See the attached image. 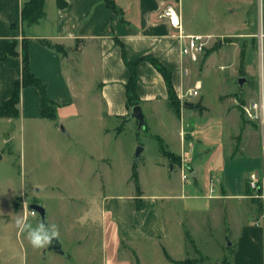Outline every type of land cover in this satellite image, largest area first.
Masks as SVG:
<instances>
[{"label": "crops", "instance_id": "crops-1", "mask_svg": "<svg viewBox=\"0 0 264 264\" xmlns=\"http://www.w3.org/2000/svg\"><path fill=\"white\" fill-rule=\"evenodd\" d=\"M24 1L0 0V53L12 40L18 41L19 52L0 62V107L22 79L23 40L27 38L30 69L46 84L48 96L58 107L75 102L80 95L72 75L81 64L93 73V86L98 88L106 117L117 123L130 117L127 84L131 78L129 63H135L142 108L155 113L167 106L181 119L179 145L171 147L167 134L162 133L160 139L168 147L163 156L168 164L172 168L178 165L181 171L186 164L191 180L184 183L181 179L180 194L162 191L159 186L147 190L131 164L133 173H138L140 192L99 190L93 198L91 191L89 206L66 229L68 238L81 246L83 264H93V224L102 230L103 264H141L143 245L164 251L171 264H182L167 254L177 261L188 258H175L165 245L171 240L172 219L175 225L184 221L181 212L189 216L191 228L215 222L222 238L234 244L231 264H264V223L248 184L252 172L263 173L253 166L264 152L261 127L252 120L243 123L241 112L228 102L220 100L216 108L200 103L201 112L184 96L190 89H198L200 94L204 87L195 73L197 60L183 52L185 35L211 32H198L184 23L181 0H114L118 13L105 0H65L63 7L57 0H45V18L30 26L22 21ZM169 8L175 12L173 18L166 14ZM177 20L181 27L175 25ZM255 31L258 28L250 32ZM41 38L63 44L68 56L42 44ZM150 57L170 72L179 107L170 100L166 78ZM213 60L210 57L206 64ZM40 100L37 87H23L20 116L0 119L43 118ZM162 162L158 161V166Z\"/></svg>", "mask_w": 264, "mask_h": 264}, {"label": "rangeland", "instance_id": "rangeland-1", "mask_svg": "<svg viewBox=\"0 0 264 264\" xmlns=\"http://www.w3.org/2000/svg\"><path fill=\"white\" fill-rule=\"evenodd\" d=\"M181 11L189 28L211 32L205 52L196 61L195 73L204 87L187 99L212 107L220 105V100L228 102L241 112L243 123H251L243 105L264 90V58L258 52L257 31H250L264 21V0H181ZM210 57L214 60L206 64ZM76 67L72 78L80 95L75 102L58 107L56 119H0V264H83L81 246L68 238L67 226L89 206L91 191L93 198L99 190L138 192L131 164L147 190L159 186L162 191L181 192V169L178 165L172 168L163 157L168 147L160 139L162 133L167 134L171 147L179 145L178 115L167 106L155 113L145 107L144 127L131 117L117 123L103 113L92 71L81 64ZM243 76L247 82L241 91ZM138 147H143L140 156ZM158 161H163L161 167ZM253 166L264 175V152ZM253 198L261 218L260 201ZM35 202L45 206L47 222L58 226L64 255L34 248L26 232L16 227L17 215L34 226L42 221L37 211L30 213ZM180 218H184L182 223ZM180 218V225L173 219L170 222L171 240L165 244L175 258H188V264H231L234 244L222 238L214 221L199 223L196 229L190 227L185 212ZM140 250L141 264H171L161 249L156 252L143 245ZM93 264H103L102 230L95 224Z\"/></svg>", "mask_w": 264, "mask_h": 264}, {"label": "trees", "instance_id": "trees-1", "mask_svg": "<svg viewBox=\"0 0 264 264\" xmlns=\"http://www.w3.org/2000/svg\"><path fill=\"white\" fill-rule=\"evenodd\" d=\"M107 5L116 13L120 11L119 7L116 5L114 0H105ZM57 3L60 7L66 5L65 0H57ZM46 16L45 10V0H26L23 3L22 7V21L24 26H30L33 24L39 23ZM39 41L54 49L55 51L61 53L63 56H68L67 48L58 42H54L47 38H41ZM18 41L12 40L10 41L4 50L0 53V62L7 59L9 56L18 55L19 52L17 50ZM151 62L164 74L170 92V100L176 104V106H180V103L177 99V95L175 89L173 87V82L171 79L170 72L163 67L155 58H149ZM131 68V78L127 84V106L128 108H132L136 104H140V99L137 94V84H138V76L136 72L135 63H129ZM26 86H35L39 89L41 100H40V115L43 118L56 119L57 118V108L58 103L51 99L47 94L46 84L38 78L30 69V61H29V51H28V40L25 38L23 40V76L22 79L17 81L14 86L13 94L5 100V102L0 107V117L7 118H18L20 116V101H21V91L23 87ZM200 103L194 104L196 109L200 110ZM201 112L203 109L200 110ZM166 153V151H165ZM133 178L135 179L136 185L138 187V192H140L139 186V178L138 173L134 170ZM138 204H140V200H138ZM167 256L176 263H184L188 264V260L185 261H177L173 260L170 255Z\"/></svg>", "mask_w": 264, "mask_h": 264}, {"label": "built area", "instance_id": "built-area-1", "mask_svg": "<svg viewBox=\"0 0 264 264\" xmlns=\"http://www.w3.org/2000/svg\"><path fill=\"white\" fill-rule=\"evenodd\" d=\"M174 10L169 8L166 11L167 15L174 17ZM176 26L181 27L179 21L174 22ZM187 38V43L183 48V52L185 55H189L194 61L198 59L199 54L205 52L209 40L211 38L210 35H202V34H192L185 35ZM257 39V47L260 55V59L264 58V21L260 24L257 33L255 34ZM199 93L198 89H190L185 93V97H191L197 95ZM244 112L246 116L252 120L257 122L262 130L264 137V90L261 89L259 94L250 99L247 104L243 105ZM182 180L184 183H187L192 178V172L189 170L186 164H183L181 171ZM249 187L252 189L253 193L251 197H256L260 201V205L262 208V216L261 220L264 223V175L260 176L257 171L252 172L248 178ZM30 213L32 215H36V210L31 209Z\"/></svg>", "mask_w": 264, "mask_h": 264}, {"label": "clouds", "instance_id": "clouds-1", "mask_svg": "<svg viewBox=\"0 0 264 264\" xmlns=\"http://www.w3.org/2000/svg\"><path fill=\"white\" fill-rule=\"evenodd\" d=\"M15 224L19 230L26 232L29 242L37 249H46L53 238L60 235L58 226L48 223L47 220L34 226L25 217L17 215Z\"/></svg>", "mask_w": 264, "mask_h": 264}, {"label": "water", "instance_id": "water-1", "mask_svg": "<svg viewBox=\"0 0 264 264\" xmlns=\"http://www.w3.org/2000/svg\"><path fill=\"white\" fill-rule=\"evenodd\" d=\"M247 82V77L243 76L239 79V85H240V88H241V91L244 90V85L245 83ZM186 104H191V103H186ZM130 117L131 118H136L138 121H139V127H144L146 125V119H145V113L143 111V108L140 104H136L132 107V111H131V114H130ZM143 151V147H138L137 149V156H140L141 152ZM0 157H1V153H0ZM31 209L33 210H36L42 220H47V210L45 208V206H43L42 204L40 203H32L30 205ZM47 250H54L60 254H65V251L62 247V243L58 238H53V240L50 242V244L48 245L47 247Z\"/></svg>", "mask_w": 264, "mask_h": 264}]
</instances>
